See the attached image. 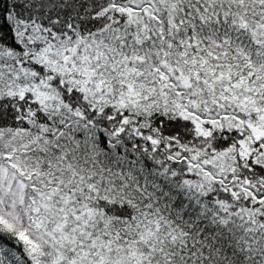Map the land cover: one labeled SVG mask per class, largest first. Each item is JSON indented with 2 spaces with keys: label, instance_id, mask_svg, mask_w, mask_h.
I'll use <instances>...</instances> for the list:
<instances>
[{
  "label": "trees",
  "instance_id": "obj_1",
  "mask_svg": "<svg viewBox=\"0 0 264 264\" xmlns=\"http://www.w3.org/2000/svg\"><path fill=\"white\" fill-rule=\"evenodd\" d=\"M201 2L0 0V55L16 57L59 103L43 114L0 94V161L17 137H37L29 158L59 177L72 174L65 182L82 190L120 264H264V137L203 115L98 102L62 72L27 58L28 38L86 42L129 31L132 38L136 16L149 31L142 48L169 50L172 63L196 55L207 68L250 75L264 95V29L255 14L264 0L250 9L244 0H214L207 12ZM227 151L234 153L230 173L206 162ZM3 212L0 264H60L26 219L13 223Z\"/></svg>",
  "mask_w": 264,
  "mask_h": 264
},
{
  "label": "rangeland",
  "instance_id": "obj_2",
  "mask_svg": "<svg viewBox=\"0 0 264 264\" xmlns=\"http://www.w3.org/2000/svg\"><path fill=\"white\" fill-rule=\"evenodd\" d=\"M167 1L176 6L179 0ZM201 1L204 12L215 4L214 0ZM244 1L252 6L249 9L253 8L254 0ZM259 9L256 23L262 30L264 11ZM145 21L133 17L132 38L128 37L131 31L126 36L108 33L86 42L72 35L58 41L52 34H33L28 38L32 46L26 57L62 72L98 102L206 116L224 127L247 132L251 139L254 136L250 133L264 137V95L263 91H256L257 82H251L250 75L230 69L218 71L211 65L207 68L205 62L196 60V55L184 65L179 60L172 63L169 50L160 54L154 45L142 48L141 43L149 39ZM170 26H175L174 18ZM203 64L208 69L204 73L200 68ZM0 94L26 100L43 114L54 112L59 106L55 92L37 83L16 57L0 55ZM22 137L16 138L17 146H10L4 163L0 161V210L13 223L26 219L36 229L40 247L55 250L60 264H120L115 252L111 253L103 242L105 226L100 234L101 219L87 205L88 199L80 197L82 190L73 181L65 182L73 178L72 174L59 177L44 168V162L31 161L28 148L36 147L37 137ZM233 155V151H227L206 162L222 174L230 173Z\"/></svg>",
  "mask_w": 264,
  "mask_h": 264
}]
</instances>
